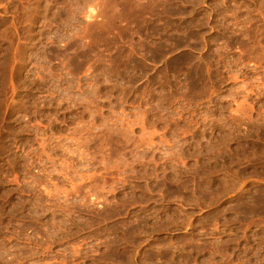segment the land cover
<instances>
[{
	"label": "rangeland",
	"instance_id": "374dc122",
	"mask_svg": "<svg viewBox=\"0 0 264 264\" xmlns=\"http://www.w3.org/2000/svg\"><path fill=\"white\" fill-rule=\"evenodd\" d=\"M0 264H264V0H0Z\"/></svg>",
	"mask_w": 264,
	"mask_h": 264
},
{
	"label": "bare ground",
	"instance_id": "6f19581e",
	"mask_svg": "<svg viewBox=\"0 0 264 264\" xmlns=\"http://www.w3.org/2000/svg\"><path fill=\"white\" fill-rule=\"evenodd\" d=\"M186 188V187H185ZM158 258V257H157ZM152 262V261H151Z\"/></svg>",
	"mask_w": 264,
	"mask_h": 264
}]
</instances>
